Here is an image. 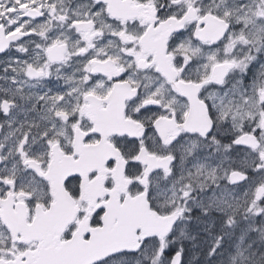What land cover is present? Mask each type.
<instances>
[{"label": "snow or ice", "instance_id": "snow-or-ice-1", "mask_svg": "<svg viewBox=\"0 0 264 264\" xmlns=\"http://www.w3.org/2000/svg\"><path fill=\"white\" fill-rule=\"evenodd\" d=\"M0 264H264V0H0Z\"/></svg>", "mask_w": 264, "mask_h": 264}]
</instances>
